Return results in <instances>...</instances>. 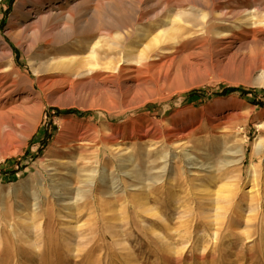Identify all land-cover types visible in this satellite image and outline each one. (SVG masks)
<instances>
[{
    "label": "rangeland",
    "instance_id": "rangeland-1",
    "mask_svg": "<svg viewBox=\"0 0 264 264\" xmlns=\"http://www.w3.org/2000/svg\"><path fill=\"white\" fill-rule=\"evenodd\" d=\"M133 1L0 0V71L18 74L0 93V264H264V29L229 24V45L214 20L141 75L92 63L102 28L56 45L65 16L108 21ZM234 4L264 14V0H219L220 13Z\"/></svg>",
    "mask_w": 264,
    "mask_h": 264
},
{
    "label": "bare ground",
    "instance_id": "bare-ground-1",
    "mask_svg": "<svg viewBox=\"0 0 264 264\" xmlns=\"http://www.w3.org/2000/svg\"><path fill=\"white\" fill-rule=\"evenodd\" d=\"M163 1L164 0H159L156 2L151 0H138L137 2L133 1L129 9L124 10L121 15L111 14L109 16L110 20L108 21L102 19V16H100V13L98 14L99 10L97 12V9L90 10L89 12L86 11L82 14V11H79L77 15H67L64 18L68 25L66 29L63 30L58 36L56 45H65L74 38H80L83 36H89L93 39V35L96 33L98 28H102L105 33L100 35L101 38L98 40L94 39L92 42L87 44L89 47L88 51L90 52L89 55L91 56L90 59L92 63L98 65L100 60H102L104 57L106 58L107 56H111V59L113 60L112 62L114 64V66L111 67V70H113L114 74L122 76L121 74L123 73L127 74V72H133L141 75L147 71L155 70L158 65L157 63H160L166 56H168L167 54L175 53L177 56L180 49L185 45H188L194 41H199L204 37H210L214 31V28L216 27L221 29L226 28V26L229 24H235L234 27L237 28L239 34L241 32L245 35L247 33L243 31L247 29L244 30L243 27H247L249 32H254L258 29H264V14L257 5H255L253 9L250 10L251 7H247L248 9L244 7L245 9H243V6L237 7L234 4L235 7L233 8L231 6L232 9L227 11V13L225 12L224 14L220 13L221 7L218 5L219 0H168L166 3ZM80 7L81 4L78 6V8ZM156 10L159 13L157 12V14H154L156 13L154 12ZM144 11H151L150 14L152 17L150 21L148 20V25L150 27H146V25L140 23V21L145 19L143 14ZM214 20L220 21V24L217 23L218 26L216 27ZM241 26H243L242 29H239ZM137 27L138 33L135 35L133 43H131V45H125L126 40L130 38L129 34L127 33L128 28L135 29ZM221 30L223 31H214L213 34L216 35V39H220L229 45H231L237 39V36L234 33L235 31L233 32L229 29ZM4 59V57H0V62H3ZM9 62L11 73H7L9 70L0 71V93L3 92L7 87V78H10L13 75H18L16 74L14 68H12L13 66L11 61ZM49 62H51V66L55 65L60 67V69H65L67 71L73 69L75 66H79V64H82V61H78L76 58H57L52 59ZM80 66L79 69H77V72H79ZM79 76H81V74L77 73V77ZM133 76H131V78H133ZM13 77V83L16 84L17 77ZM129 83H132L133 85H130L127 89L132 87H142L141 85H136L134 82ZM28 87L29 97H34L36 95L34 83L30 82ZM9 101V98L4 100L0 99V110H3ZM2 117L3 115L0 113L1 122L3 121ZM5 120H7V118ZM6 122H9L13 128L14 122H11L10 120ZM187 138L188 136L184 135L178 138L176 137V142L173 143H182ZM170 142L172 143V141ZM119 143V140L114 138L113 145L115 144L114 146H117ZM184 156L188 158L187 165L195 166L191 154L185 153ZM108 175L109 174L107 171L102 174V184L106 183ZM65 186L66 190L62 197L69 196L67 192L69 191V187L71 185L67 183ZM202 188L207 189L208 186L203 185ZM40 193L41 190H34L33 195L38 196L37 199H39L41 197L39 196ZM64 199L65 200H62L63 204H61L64 208L68 209L71 206L70 200L66 198Z\"/></svg>",
    "mask_w": 264,
    "mask_h": 264
},
{
    "label": "trees",
    "instance_id": "trees-1",
    "mask_svg": "<svg viewBox=\"0 0 264 264\" xmlns=\"http://www.w3.org/2000/svg\"><path fill=\"white\" fill-rule=\"evenodd\" d=\"M231 90H232V91H236V89H234V88H233V89H231Z\"/></svg>",
    "mask_w": 264,
    "mask_h": 264
}]
</instances>
